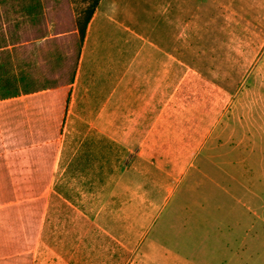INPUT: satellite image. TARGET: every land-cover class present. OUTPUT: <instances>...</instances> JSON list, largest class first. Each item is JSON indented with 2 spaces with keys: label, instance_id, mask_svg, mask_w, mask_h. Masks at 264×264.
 Segmentation results:
<instances>
[{
  "label": "rangeland",
  "instance_id": "1",
  "mask_svg": "<svg viewBox=\"0 0 264 264\" xmlns=\"http://www.w3.org/2000/svg\"><path fill=\"white\" fill-rule=\"evenodd\" d=\"M92 1L0 0V264H30L35 247L62 244L110 247L109 253L95 254V264H156L162 256L157 247L167 245L169 226L171 246H182L183 204H172V209H176L174 218H170L173 224L167 221L152 234V222L168 201L176 198L185 203L196 194L181 186L176 189L177 181L167 182V176L152 172L153 165L148 159H142V174L134 172L135 163L138 166L140 159H127L130 165L126 177V236H118L122 223L113 216L119 209L117 188L104 191L110 192L112 205L108 239L93 237L91 233L87 239L80 237V231L89 228L86 221L78 223L82 228L78 227V234L75 232L72 238L49 236L50 231L70 230L74 225L77 229L71 217L84 219L82 215L88 210L86 199L93 195L98 200V195L104 193L90 188L92 181L106 184L110 180L115 185L119 181L114 157L109 159L110 173L104 174L100 169L91 180L84 172L85 167L79 172L77 168L71 169L66 160L69 154L63 150L70 130L65 125L59 140L60 157L58 160L59 152L56 153L57 160L50 172L48 149L52 139L61 133L68 93L66 84L72 77L70 61L76 56L72 54V33L76 17ZM143 1L128 0L136 18L129 26L136 25L138 32L151 36L155 32L149 28L139 29L151 22L147 13L150 7ZM177 1L186 9L179 19L184 22V28L173 31L175 52L190 57L192 82L196 84L192 88V102L197 101L200 90L212 119L217 121L214 140L207 147L213 149L226 142L223 148L230 150L238 137L243 151L240 159L248 155L244 145L248 144L249 149L255 145V163L261 165L264 158V0ZM120 21L130 24L123 18ZM105 33L107 53L117 54L119 44L127 35L110 21ZM195 76L200 81L194 80ZM7 92L14 95L4 99ZM194 92H197L195 96ZM248 136L250 142L246 140ZM212 160L217 163L218 159ZM139 182L143 188L135 190V183ZM61 196L73 200L75 207L64 201L61 205ZM139 198H142L141 206H138ZM135 211L142 214V220H130ZM78 256L81 264L93 254L79 253Z\"/></svg>",
  "mask_w": 264,
  "mask_h": 264
},
{
  "label": "crops",
  "instance_id": "2",
  "mask_svg": "<svg viewBox=\"0 0 264 264\" xmlns=\"http://www.w3.org/2000/svg\"><path fill=\"white\" fill-rule=\"evenodd\" d=\"M143 2L150 7L147 13L151 22L139 29L149 28L154 35H143L136 25L129 26L136 18L128 0H99L81 44L75 25L72 54L76 56L70 61L72 77L66 84L61 133L52 139V143H58V160L64 125L70 128L63 150L69 154L66 160L71 169L79 172L85 167L91 180L100 169L108 175L109 159H117L116 185L109 180L106 184L92 181L89 186L103 192L118 189L119 209L113 216L122 223L118 229L120 238L127 231L128 158L140 159L138 166L135 163L136 174H142V159H148L152 172L167 176V182H178L176 189L181 186L194 190L190 194L195 197L188 198L186 205L173 198L157 212L152 234L167 221L173 224L170 218L176 212L172 209L174 202L176 206L183 204L182 246H171L169 226L167 245L157 247L162 256L156 264H264V158L261 165H256V147L249 149L247 144L244 146L248 155L241 160L238 137L230 150H224L226 142L213 149L207 147L214 140L217 121L212 119L200 90L197 101L192 102L196 84L192 82L190 57L175 52L173 31L184 28L179 19L185 5L177 0ZM122 18L130 24L120 21ZM109 21L127 35L114 55L107 53L105 30ZM197 78L200 81L196 76L194 80ZM246 138L250 142L251 137ZM212 159H218L217 163ZM142 188V183H135V190ZM60 199L61 205L64 201L75 207L73 200ZM135 201L137 204V198ZM86 204L84 219L75 216L71 221L77 225L86 221L87 230L78 234L82 227L75 229L74 225L70 230L50 231L49 236L72 238L77 233L87 239L91 233L108 239L112 220L110 192L99 194L98 200L92 195ZM141 205L139 198L138 206ZM132 216L130 220L143 219L136 211ZM34 251L30 264H78L79 253L93 254L81 264H95V254L109 253L110 247L62 244L37 246Z\"/></svg>",
  "mask_w": 264,
  "mask_h": 264
},
{
  "label": "trees",
  "instance_id": "3",
  "mask_svg": "<svg viewBox=\"0 0 264 264\" xmlns=\"http://www.w3.org/2000/svg\"><path fill=\"white\" fill-rule=\"evenodd\" d=\"M99 0H93L91 3L88 4L87 7H85L81 14L78 15V17H76V28H77V32L79 35V42L80 44L83 42L85 34H86V30H87V26L88 23L90 21V19L92 18V15L96 9V6L98 5ZM9 95H14V93H9L7 92V94L5 95L4 99L8 98ZM12 97V96H11ZM51 148L48 149L50 154H51V169L50 172H52V165L54 164L55 161V157H56V152H57V148H58V143L54 142L52 143V145L50 146ZM50 179V173L49 175L46 176L45 178V183L43 181H41V184H45V186H47L48 181ZM43 186L41 187V189H39L42 191L43 190ZM32 190H36V189H32ZM42 201H44V199H41Z\"/></svg>",
  "mask_w": 264,
  "mask_h": 264
}]
</instances>
